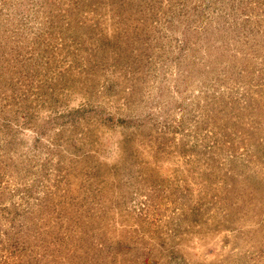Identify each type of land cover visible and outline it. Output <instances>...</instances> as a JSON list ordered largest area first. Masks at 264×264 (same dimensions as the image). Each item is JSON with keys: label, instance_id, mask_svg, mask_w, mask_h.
Masks as SVG:
<instances>
[{"label": "rangeland", "instance_id": "obj_1", "mask_svg": "<svg viewBox=\"0 0 264 264\" xmlns=\"http://www.w3.org/2000/svg\"><path fill=\"white\" fill-rule=\"evenodd\" d=\"M0 264H264V0H0Z\"/></svg>", "mask_w": 264, "mask_h": 264}]
</instances>
